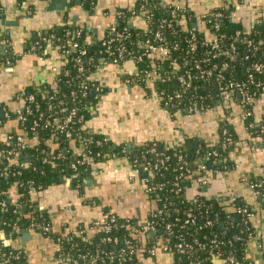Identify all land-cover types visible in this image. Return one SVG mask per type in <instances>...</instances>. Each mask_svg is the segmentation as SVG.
<instances>
[{
  "label": "trees",
  "instance_id": "16d2710c",
  "mask_svg": "<svg viewBox=\"0 0 264 264\" xmlns=\"http://www.w3.org/2000/svg\"><path fill=\"white\" fill-rule=\"evenodd\" d=\"M20 7H23L25 0H17ZM73 1V0H71ZM85 8L90 9L96 0H77ZM135 10L143 6L148 10L144 15L147 23L146 29L135 28L130 25L129 19L133 16L131 10L119 11L118 17L114 20L116 32L122 34L124 39L112 44L115 49L118 44H122L127 53L125 59L130 55H142L143 47L148 41L158 45L164 44L170 48V54L164 59H152L145 55L140 61H136V74L130 79H140V82H152L158 92H163L161 96L163 103L168 101L167 97L173 96L180 88L176 81V76L180 73L188 72L192 76L191 87L177 99L168 101L171 112L185 110H195L211 107L219 100L220 86L217 78L223 76L221 80H245L248 77L249 69L254 63L264 61V20L246 27L241 22L233 18L234 6L224 5L215 9L222 17L218 20V29L212 27L210 18L204 19L202 28H194L185 19L189 16L186 10L178 11L172 15V5L163 4L160 0H136ZM1 11V8H0ZM147 15H152L147 19ZM172 22L170 28H161L162 21ZM71 25L63 24L53 29L41 30L33 35L28 44L36 46L35 52L54 45L55 49L62 57L63 64L60 66L59 73L54 83L43 87L41 90L27 88L24 98L28 95L34 97V101H26L23 111L24 120L19 121L23 129V136L28 140L36 141V144L15 146L13 142L0 143V233L3 232L8 243L0 240V264H26V256L23 250L17 248L19 238L18 231L28 230L31 222H50L45 210L40 209L32 200L30 192L32 190L41 191L56 182L60 178H71L72 185L77 188L83 186L84 179L89 174L90 163L80 164L79 153L67 152L70 141H75L77 147L82 152L86 151L91 156V160H101L108 154L124 153L134 167L140 168L141 165L154 163L160 155L170 156L168 168L154 171L148 179V185L152 187L149 193L150 199L157 208L164 209V213L159 217L147 220L154 221L155 236L150 239L155 241L158 236L169 238V247L175 253L178 264H219V260L234 256L239 263L250 261L247 258L246 250L248 237L252 232V222L237 213V208L243 207L244 203L237 202V206L232 211L222 209L213 201L200 197L203 206L201 208L194 205V200L190 198L186 183L179 182L176 176L180 172L177 170L178 164L176 156H185L194 171L196 163L201 160L206 164L208 159H218L221 157L220 144H233L236 140L231 127L226 123L220 124V132L223 134L219 144H209L202 140L186 138L182 144L174 147H159L157 143L149 142L144 145L131 147H117L112 152L110 141L98 143L103 138L102 135L91 133L84 129L83 125L89 116L91 106L95 99L92 90L95 81H92L91 74L97 67L105 62H113L112 55L105 52V48L98 43L88 40L85 30L79 39L80 45L87 50V55L82 58L83 70L77 68L75 52H67L66 31L72 30ZM202 31L200 32L199 30ZM208 31V34L206 33ZM148 32V33H145ZM156 33L160 34L161 40L155 39ZM38 34L52 38L51 43L40 42ZM195 36V39L192 38ZM0 40V69L8 60L15 61V54L10 46H2ZM195 44V51H190V44ZM218 45V49L214 46ZM223 50L234 52L235 59L229 60L222 55ZM217 53L215 58L205 62V60ZM89 59H92L90 62ZM200 69H196V64ZM224 63H228L226 69H222ZM178 67V68H177ZM215 67L214 74L207 78L200 73L201 69ZM162 73V79L153 80V71ZM176 71L175 74L171 73ZM257 79H264V73L256 75ZM88 87L84 95V87ZM258 89L250 90L253 98ZM239 101V96L233 98ZM253 104V103H252ZM77 110L75 123L71 125L73 134L72 140L67 138L64 133L56 132L53 128L55 120H63L71 109ZM27 109V110H26ZM243 112H251L246 117V125L250 131L264 140V115L262 122L257 125L252 121V105L244 107ZM13 118L16 114L10 113ZM82 117L83 123L78 120ZM41 120H40V119ZM40 125L33 129V123L38 120ZM0 120H2L0 118ZM54 136L57 147L46 143V140ZM18 137V136H15ZM155 148V153H150V148ZM67 152V153H66ZM215 152L216 157H209L208 153ZM22 164H24L22 166ZM75 166V168L73 167ZM77 174V175H76ZM259 195H264V184L254 181ZM15 196L11 200L10 193ZM196 198V197H195ZM264 199V196L260 200ZM1 202L5 204L4 208ZM264 206V204H263ZM251 212L252 210L247 206ZM191 211L195 216V223L184 225L186 217L184 211ZM108 212V211H107ZM104 212L105 214H108ZM110 214V213H109ZM213 219L212 227L202 228L206 219ZM109 233L99 231L92 234L80 233L84 227L72 231L64 227L60 232L53 231L44 233L43 236L51 238L57 245L54 258L64 264H142L137 255H120V251L125 249L124 240L131 239V243L139 246L137 236L133 235L131 229H137L140 225L136 221L119 218ZM246 222V223H245ZM176 224L172 228L171 235H168L166 226ZM15 227L19 230H15ZM181 233L183 241L192 242L195 238L201 244L195 253H181L175 251L174 245L177 235ZM86 237V238H85ZM107 237L117 239V242L105 240ZM139 237V236H138ZM214 238L219 242L216 246L211 243ZM238 238V239H237ZM12 242V243H11ZM213 259H216L215 261ZM249 259V260H248Z\"/></svg>",
  "mask_w": 264,
  "mask_h": 264
},
{
  "label": "crops",
  "instance_id": "0c3cea01",
  "mask_svg": "<svg viewBox=\"0 0 264 264\" xmlns=\"http://www.w3.org/2000/svg\"><path fill=\"white\" fill-rule=\"evenodd\" d=\"M58 1L25 0L20 7L17 0H0V40L15 54L13 64L3 65L0 69V143H7L10 137L23 136L21 124L6 116L25 108L27 88L41 90L53 84L63 64L60 54L50 47L40 52L30 50L28 44L33 35L69 24L72 28L85 30L88 40L98 43L107 36L119 11L131 10L137 3L136 0H96L92 8L87 9L77 0L68 1L66 6H58ZM160 1L166 5L180 4L189 14L185 20L194 28L203 27L201 15L229 2L240 6L239 10H234L233 18L247 28L264 20V0ZM129 22L135 28H147L146 21L140 16L133 15ZM134 74L136 65L131 60L119 65L105 62L97 67L90 79L99 84L101 90H94L95 102L83 128L107 138L115 152L119 146L129 150L149 142L157 143L159 147H174L186 138L219 144L223 136L220 124L226 122L233 130L235 142L220 144L221 157L208 159L207 183H201V175L196 173L186 182V188L190 198L204 197L222 209L232 211L237 202L244 203L243 207L248 206L253 217L250 218L252 232L246 254L254 264H264V199L260 200L264 195L251 187L254 181L264 184V140L250 131L236 100H231L229 107L217 99L214 105L204 109L171 112L153 83L130 79ZM252 114V121L259 125L264 115V87L253 99ZM53 139L54 136L48 138L46 143L56 148ZM27 143L34 145L37 140ZM77 145L70 141L65 151L79 153ZM89 166L82 189L74 187L66 178H60L33 196L36 205L47 213L55 232L64 227L72 231L79 227L88 229L107 211L139 225L147 221L155 206L145 190V174L135 170L127 155L108 154L101 160H91ZM26 231L29 230L23 232ZM151 233L137 236L141 247L137 254L139 261L142 264H178L169 246L166 249L159 247L154 254L145 251L152 246L150 239L155 234ZM0 240L8 243L4 233H0ZM20 240L21 234L17 248L24 251L26 264H64L54 258L57 245L51 238L41 235Z\"/></svg>",
  "mask_w": 264,
  "mask_h": 264
},
{
  "label": "built area",
  "instance_id": "2783aa9c",
  "mask_svg": "<svg viewBox=\"0 0 264 264\" xmlns=\"http://www.w3.org/2000/svg\"><path fill=\"white\" fill-rule=\"evenodd\" d=\"M24 5V2H23ZM227 5H232L234 6V10H239L240 6L239 5H235L232 2L227 3ZM172 15L173 17L175 16V14L178 11H184L185 9L182 8V6L180 4H176V5H172ZM131 13L132 15H137L142 17L143 19H145L143 16L146 15V13H148V10L145 9L143 6H140L138 8V10H135V7L131 9ZM152 15H147V19H150ZM222 17V15L219 12L213 11V12H208L205 13L203 15H201L200 19L202 20V22H205L204 19L206 18H210L209 20L212 21V27L214 29H218V20ZM172 26V22H167V21H162L160 27L161 28H170ZM200 32L202 31L199 30ZM116 32V27L114 22L111 23V25L108 28V33L107 36L101 41V45L105 48V52L109 55H112V61L116 64H122L124 63L126 60H131L133 62L136 61H140L142 59V57H144L145 55L151 57L152 59L157 58V59H164L167 58L170 54V48L167 47L164 44H158L155 45L151 42H147L144 46L139 44V47H143L144 48V52L142 55H130V57L128 59H125L124 54L127 53L126 48L122 45V44H118V46L113 49L112 48V44L113 43H117L119 41H122L124 39V36L122 34L117 33L116 35H112ZM83 33V30L81 28H74L72 30H68L66 31V38L68 40L67 42V52H75L77 54V59H76V64H77V68L81 71L83 70V64H82V58L85 57L87 55V50L83 47V45H80L77 41V39H79L81 37ZM148 33V32H145ZM39 40L40 42H45V43H51V41L53 40L51 37L50 39L47 37L42 36L41 34H38ZM192 38L195 39V36L192 35ZM155 39L157 40H161L160 34L156 33L155 35ZM3 44V43H1ZM4 48L6 46V44L2 45ZM48 47H50V49H55L54 45L50 44L48 45ZM215 49H218V45L214 46ZM196 46L195 44H190V51H195ZM30 50L35 51L36 50V46L34 44H31L30 46ZM222 55L226 56L227 58H229V60H234L235 56H234V52H231L229 50H223L221 52ZM215 56H217V53L212 54L211 57L207 58L205 60V62L210 61L211 59L215 58ZM89 61L91 62L92 59H89ZM13 62L11 60H8L6 62L5 65H12ZM228 67V63H224L223 66L221 67V70L226 69ZM178 68V67H177ZM196 69H200V66L198 65V63L196 64ZM216 71L215 67H211L209 69H201L200 73L203 77H211L214 72ZM175 70L171 73L175 74ZM264 73V61L262 62H258V63H254L250 69H249V74L247 79L245 80H234V79H228V80H224L225 83H223V80H221L220 78H222L223 76L219 75L217 78V82L218 85L220 86V93H219V98L222 101L223 104H225L226 107L230 106V101L234 100L233 98L237 95L239 96V101H237L241 111H244V107H246L247 105H252L253 103V96L250 95V90L253 89H261L264 87V79H257L256 75L258 74H262ZM153 75V80L155 79H162V73L158 72V71H153L152 72ZM192 76L190 75V73L185 72V73H180L176 76V81L179 83L180 88L174 93L173 96H169L167 97L168 101L172 102L173 99H177L181 96L182 93L186 92L192 85ZM223 79V78H222ZM136 81H140V79H136ZM84 95L87 93L88 91V87L85 86L84 87ZM101 90L100 85L95 83L93 90ZM159 96L163 95V92H158ZM25 101L28 102H32L34 101V97L32 95H28L25 99ZM166 102V104H168L169 102ZM203 109V108H201ZM25 110V108L18 112L16 114V116H14L13 118L10 115H7L6 117L8 119H15L18 122L19 121H23L24 120V116L23 111ZM27 110V109H26ZM245 116H248L251 114V112H243ZM77 115V110L75 108L71 109V112L68 113V115H66V117L63 120H55V124L53 126V128L55 129L56 132H60V133H64V135L69 138L70 140H72L73 134L71 132V125L73 123H75V117ZM40 119V118H39ZM38 120H35L33 123V129L35 127H38L40 125V122ZM41 120V119H40ZM79 123H83L82 121V117L78 120ZM84 126V125H83ZM108 141L107 138L103 137L101 139V141H99L98 143H106ZM9 142H13L15 143V146H23L25 145V143L27 142L26 138L24 136H18V137H10L9 138ZM264 142V141H263ZM179 146V144H178ZM155 148L156 147H151L150 148V153H155ZM79 155H80V160L79 163L80 164H88L91 162V156L89 155L88 152L84 151L82 152L81 150L79 151ZM216 153L215 152H210L208 153V158L209 157H216ZM170 156L168 155H163L160 154L154 163H147L146 165H141V167L138 169L135 167V170L138 171H142L145 174V190L147 193H150L152 191V187L150 185H148V179L151 175L152 172L154 171H159L161 169H165L168 168V161L170 160ZM176 161L178 164V168L177 170H179L180 172L178 173V175L176 176V179L179 182H184L186 183L187 181H190L193 177V175H195L196 173H199L200 176V182L205 184L207 183V178L205 177V172L207 171V167L206 164L203 163L201 160H198L196 163V166L194 168V171L192 170L189 162L187 160H185V156L182 154H178L176 156ZM24 164H22L23 166ZM132 165L134 166V164L132 163ZM75 168V166H73ZM77 175V174H76ZM68 181L72 182L71 178H66ZM251 187L255 190L256 189V185L252 184ZM40 191L38 190H32L30 192L31 197L33 199V196L36 195V193H38ZM256 192L259 194V191L256 190ZM12 201H14L15 196L12 194V192L10 193V196ZM200 197L194 198L192 200H194V205L196 204V207L201 208L203 206L202 201H200L199 199ZM1 206L4 208L5 204L3 202H1ZM44 210V209H42ZM164 213V209L162 208H157L155 207L149 217L151 216L152 218H156L159 217L160 215H162ZM237 213L246 217V218H252L253 217V212H251L249 209H247V207H239L237 208ZM184 215L188 216L185 218V220L183 221L182 225H179V227L183 228L184 225L190 224V223H195V216H192L193 214L191 213V211H184ZM117 222L116 220V216L114 214H105L102 218L94 220L88 227V229L84 228L80 231V233H89L90 231H103L105 233H109L111 231V229L113 228L114 223ZM246 223V222H245ZM214 224V220L213 219H206L202 228L204 227H212ZM174 225L176 224H168L166 226V231L168 233V235H171L172 233V228L174 227ZM51 224L48 222H44V221H39V222H31L29 224L28 230H32L35 231L37 233H41L42 235L44 233H48L51 232ZM15 230H19V228L15 227ZM54 231V229H53ZM131 232L133 235L136 236H147L149 233L153 232L155 234V228H154V221L152 220H147L146 222H144L142 225H140L137 229H131ZM3 233V232H1ZM61 234V232H60ZM251 235V233H250ZM86 238V237H85ZM238 239V238H237ZM105 240L107 241H113L114 243L117 242V239L115 238H110L107 237ZM169 238H164L161 236H158L156 238L155 241H153L152 246L145 248V251L151 254H154L157 249L159 247H164V249L168 248L169 246ZM211 243L218 246L219 242L214 238L211 240ZM124 244H125V249H122L120 251V255H125L127 254L129 257L132 255H137L138 252L141 250L140 245H134L131 243V239L126 238L124 240ZM201 244L198 242L197 239H193L192 242H186L183 241L181 238V233H178L177 235V241L176 244L174 245L175 251L178 254L181 253H195L197 251L196 247H199ZM247 255V254H246ZM248 258V257H247ZM214 261L216 259H213ZM249 260V259H248ZM59 263H63L62 261H58ZM217 263L219 264H245V261L243 260L242 263H239L236 258L234 256H229L226 259H222L219 260ZM186 264H194V263H186ZM247 264H254L252 261H248Z\"/></svg>",
  "mask_w": 264,
  "mask_h": 264
},
{
  "label": "water",
  "instance_id": "95a60500",
  "mask_svg": "<svg viewBox=\"0 0 264 264\" xmlns=\"http://www.w3.org/2000/svg\"><path fill=\"white\" fill-rule=\"evenodd\" d=\"M68 1H70V0H59L56 4L58 5V6H60V5H64V6H66V3L68 2ZM92 93V95L94 96L95 95V91H92L91 92ZM222 160H220V162H221ZM208 166L211 164V161H209L208 163ZM18 233L19 234H21V240H20V242L21 241H25V240H27V239H29L30 237H37V236H41L42 234L41 233H37V232H35V231H32V230H29V231H26V232H23V231H18ZM151 235H153V232L151 233ZM1 238H3V236L1 237Z\"/></svg>",
  "mask_w": 264,
  "mask_h": 264
}]
</instances>
